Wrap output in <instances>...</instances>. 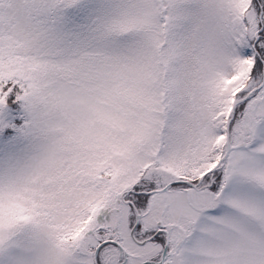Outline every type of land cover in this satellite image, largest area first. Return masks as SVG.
<instances>
[{
  "label": "snow or ice",
  "instance_id": "obj_1",
  "mask_svg": "<svg viewBox=\"0 0 264 264\" xmlns=\"http://www.w3.org/2000/svg\"><path fill=\"white\" fill-rule=\"evenodd\" d=\"M0 264H264V0H0Z\"/></svg>",
  "mask_w": 264,
  "mask_h": 264
}]
</instances>
